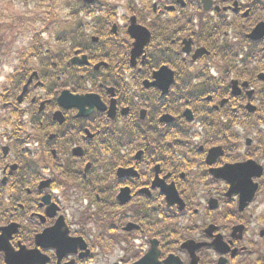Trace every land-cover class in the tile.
Here are the masks:
<instances>
[{
  "label": "flooded vegetation",
  "instance_id": "af4514ba",
  "mask_svg": "<svg viewBox=\"0 0 264 264\" xmlns=\"http://www.w3.org/2000/svg\"><path fill=\"white\" fill-rule=\"evenodd\" d=\"M184 1L0 60V264H264V3Z\"/></svg>",
  "mask_w": 264,
  "mask_h": 264
},
{
  "label": "rangeland",
  "instance_id": "374dc122",
  "mask_svg": "<svg viewBox=\"0 0 264 264\" xmlns=\"http://www.w3.org/2000/svg\"><path fill=\"white\" fill-rule=\"evenodd\" d=\"M100 1L104 5V13H100L99 16H102V18L105 20H109L110 24L116 23L120 27L125 25L121 21L123 17H129V15L133 13L134 15H136V13L142 12L141 3H149L151 0H141L140 4V0ZM193 1L194 0H189V2L184 1V12L186 11L188 14L194 16L195 18L197 16H203V11L201 10L200 3L194 4L192 3ZM213 1L218 3L219 0ZM227 1L229 0H225L223 5H226ZM243 2L245 3V1ZM260 2L264 3V0H260ZM66 4V0H35L34 2L33 0H0V50L2 48L0 52V60H6V58L10 59V57H13L12 53L18 51L17 48H22L20 44L26 42V35L24 37H20V34L28 33L32 35L34 30H37L43 26H47L50 29L52 28L55 33H59V30H64L65 27H69L71 30L78 32L79 29H84V24L88 23L89 28H86L85 32L88 36H91V21L96 17V15H91L89 16V18H85L83 14H78L79 10L74 13L70 12L67 9ZM42 19L45 21V24L42 23ZM48 20H50L51 22L47 25L46 21ZM229 20H233L234 22L243 25L250 24V20L243 21L239 19V17L233 15L229 16ZM192 21L197 24L196 20L192 19ZM18 31L20 32L18 33ZM82 33H84V31H82ZM55 35L56 39L58 37V34ZM108 36L109 35L105 36L104 34L103 37L107 38ZM119 36L120 38H123L122 30L120 31ZM59 37H61V35H59ZM23 38H25V40ZM28 38H30V36ZM41 38L45 42L54 44V40H49V38L45 35H41ZM112 38L116 39V37ZM63 41L66 43V50L68 51L70 44L67 43V37L62 38V41H60L59 43H63ZM55 42L58 44L57 41ZM83 42L84 41H82L81 43ZM57 44L50 45V48H55V45ZM31 54H37V52L32 51ZM8 62H10V60H8ZM12 65L13 67H15L16 64L12 63ZM13 67H11V64H9V67L7 65H2V67H0V89L4 86V76L8 73L10 74L11 71H13Z\"/></svg>",
  "mask_w": 264,
  "mask_h": 264
},
{
  "label": "water",
  "instance_id": "95a60500",
  "mask_svg": "<svg viewBox=\"0 0 264 264\" xmlns=\"http://www.w3.org/2000/svg\"><path fill=\"white\" fill-rule=\"evenodd\" d=\"M85 3L90 4L92 3L94 0H83ZM264 34V25H259L256 27V29L249 35V38L253 39V40H257L259 39L262 35ZM131 35L134 36V38L136 39V43L134 44V48L132 50V57H135L136 55L138 56L141 52H142V48L143 46L147 43L149 35L147 32L145 33H140V28H131ZM84 60V59H83ZM83 61H78L76 60L77 64H82ZM252 165V164H250ZM250 165H241L239 167H229L228 170L231 171H239L241 169H245L246 166H250ZM253 189L251 190L252 193ZM251 197V195H250ZM249 197V198H250ZM248 198V199H249ZM0 245H1V241H0ZM6 254L7 257H9V252L3 247L2 249Z\"/></svg>",
  "mask_w": 264,
  "mask_h": 264
},
{
  "label": "trees",
  "instance_id": "16d2710c",
  "mask_svg": "<svg viewBox=\"0 0 264 264\" xmlns=\"http://www.w3.org/2000/svg\"><path fill=\"white\" fill-rule=\"evenodd\" d=\"M79 1V5H83L82 2L80 0H66V7L67 9H69L72 13L75 12L74 9H76V5L78 4ZM45 31H49L48 29H46ZM48 33V32H47ZM37 34H40L39 32H34V38L35 40L37 39ZM71 36V35H70ZM78 37H82V35H79Z\"/></svg>",
  "mask_w": 264,
  "mask_h": 264
}]
</instances>
